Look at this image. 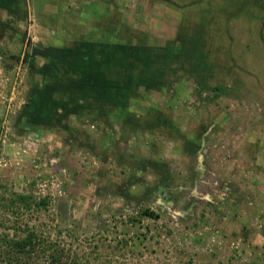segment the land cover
I'll return each instance as SVG.
<instances>
[{
	"label": "rangeland",
	"instance_id": "obj_1",
	"mask_svg": "<svg viewBox=\"0 0 264 264\" xmlns=\"http://www.w3.org/2000/svg\"><path fill=\"white\" fill-rule=\"evenodd\" d=\"M184 20L207 40H178ZM81 43L139 50L121 95L100 79L83 96ZM162 60L170 72L146 80ZM13 193L49 203L0 207V226L27 223L76 264H264V0H0Z\"/></svg>",
	"mask_w": 264,
	"mask_h": 264
},
{
	"label": "trees",
	"instance_id": "obj_2",
	"mask_svg": "<svg viewBox=\"0 0 264 264\" xmlns=\"http://www.w3.org/2000/svg\"><path fill=\"white\" fill-rule=\"evenodd\" d=\"M189 24L190 22L187 23L184 20V23H182L180 28L177 29L176 38L182 42H189L194 38L193 36H196L197 41L198 39L202 40L204 36L201 37L200 35H196V26ZM202 24L206 27L207 21ZM204 40H207V38H204ZM83 45L84 44L81 43L80 46H82L81 48H83L84 54L80 53L77 60H82L80 62L81 64H79L80 69L85 70V68H88L90 71L89 73L92 75L91 77L88 76L85 80V85L82 86L84 91L83 96L86 99L88 98V95L92 94L93 96V87H96L94 86L96 84L98 86V81L100 79L103 80L100 82L99 87L105 83L104 85L106 88L104 93L100 92L102 97L108 96L112 99L111 93L115 92V90L121 95V88L125 87L117 85L116 81L125 80V84L128 85L129 81L136 78L134 69L137 65L134 60H137V56L140 53L139 50L134 48L136 54L138 52L136 56V54L134 55L133 53H126L127 47L122 45H100L99 43ZM117 48L121 50L116 51ZM123 48L126 49L123 50ZM77 51L81 52L82 50L79 48L77 50L76 47L75 50H73V52L70 51V53L73 57L75 55L78 56ZM203 53L205 52L203 51ZM96 54L98 55L97 58L95 57ZM131 58L133 60H131ZM168 61L169 60H162V62L158 61L147 66L146 70L148 73L145 76L146 80L149 77L158 79L159 76H164L170 72L169 67L172 65V60ZM194 63H196V66H199V71L203 72V70H207L209 65L208 53L203 54V62L194 61ZM102 67H105L106 69H102ZM175 70L179 71L178 67H176ZM107 74L112 75L108 77L106 76ZM145 78L144 81H146ZM136 84V82H133L132 86H128L127 89L128 91L130 90L129 95H134L133 92ZM123 100L121 102H123ZM75 105L78 107L80 106V103H75ZM11 196L13 197L9 199V201L6 199L4 200V198L0 196V207L3 208L5 213L9 212V218H11V216L12 218L15 217L14 215L18 214L20 210L28 211L35 208L45 210L49 203L47 197L36 199L30 195L14 193ZM140 214L149 217H156V215L147 210H143ZM7 220H9L8 217ZM10 221L13 222L14 220L11 219ZM0 227L3 229V231H0V264H76L75 260L65 258L63 249L57 248L55 242L51 241L49 236L43 235L37 231L35 227L28 226L27 223L22 222L19 225L18 222L15 221V223L10 226Z\"/></svg>",
	"mask_w": 264,
	"mask_h": 264
}]
</instances>
